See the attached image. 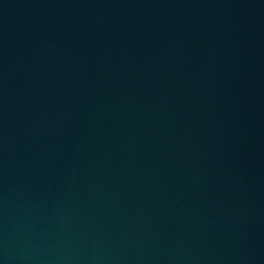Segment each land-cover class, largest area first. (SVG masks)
Returning <instances> with one entry per match:
<instances>
[{
  "label": "water",
  "instance_id": "95a60500",
  "mask_svg": "<svg viewBox=\"0 0 264 264\" xmlns=\"http://www.w3.org/2000/svg\"><path fill=\"white\" fill-rule=\"evenodd\" d=\"M0 264H264V0H0Z\"/></svg>",
  "mask_w": 264,
  "mask_h": 264
}]
</instances>
